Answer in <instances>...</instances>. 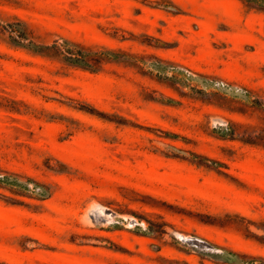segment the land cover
<instances>
[{
    "label": "rangeland",
    "instance_id": "rangeland-1",
    "mask_svg": "<svg viewBox=\"0 0 264 264\" xmlns=\"http://www.w3.org/2000/svg\"><path fill=\"white\" fill-rule=\"evenodd\" d=\"M226 258L264 264V6L0 0V264Z\"/></svg>",
    "mask_w": 264,
    "mask_h": 264
},
{
    "label": "trees",
    "instance_id": "trees-1",
    "mask_svg": "<svg viewBox=\"0 0 264 264\" xmlns=\"http://www.w3.org/2000/svg\"><path fill=\"white\" fill-rule=\"evenodd\" d=\"M247 3L251 4H259L260 6H264V0H243ZM20 39H23V36L20 37ZM17 43H20L18 40H14ZM68 44L67 41H63V43L57 45V44H52L50 46L47 45H41V44H32L31 47L38 52L43 53L46 56L49 57H60L62 61H64L67 64L70 65H75V66H80V67H88L89 66V59H88V53H82V52H74L73 50L69 49L66 47ZM102 55H111L115 56L114 52L111 50H105ZM102 57L104 56H99L97 59L94 61H100L103 59ZM231 256L234 257H242V254H238L235 252H228ZM225 264H241L243 262H237L236 260H231L229 258H226L223 260Z\"/></svg>",
    "mask_w": 264,
    "mask_h": 264
},
{
    "label": "bare ground",
    "instance_id": "bare-ground-1",
    "mask_svg": "<svg viewBox=\"0 0 264 264\" xmlns=\"http://www.w3.org/2000/svg\"><path fill=\"white\" fill-rule=\"evenodd\" d=\"M92 215H96L99 219L105 220V218H104L105 216L113 217L114 213H113V211L106 209L103 206L99 205L92 211ZM183 239H186L187 242H189L193 245H196V246L204 247L206 249L211 248L204 241H202L201 239L196 238V237H186Z\"/></svg>",
    "mask_w": 264,
    "mask_h": 264
}]
</instances>
